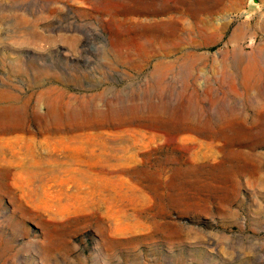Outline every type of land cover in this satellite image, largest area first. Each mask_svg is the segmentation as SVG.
Listing matches in <instances>:
<instances>
[{
    "label": "rangeland",
    "instance_id": "obj_1",
    "mask_svg": "<svg viewBox=\"0 0 264 264\" xmlns=\"http://www.w3.org/2000/svg\"><path fill=\"white\" fill-rule=\"evenodd\" d=\"M148 1L0 0V107L69 138L2 146L0 264H264V0Z\"/></svg>",
    "mask_w": 264,
    "mask_h": 264
},
{
    "label": "bare ground",
    "instance_id": "obj_2",
    "mask_svg": "<svg viewBox=\"0 0 264 264\" xmlns=\"http://www.w3.org/2000/svg\"><path fill=\"white\" fill-rule=\"evenodd\" d=\"M148 1V0H147ZM153 1H156V0H153ZM181 1V0H180ZM149 2V1H148ZM179 2V1H178ZM177 2V3H178ZM182 2V1H181ZM181 2H179V3H181ZM187 2V1H186ZM195 3H196V1H194ZM178 3V4H179ZM183 3V2H182ZM181 3V4H182ZM187 3H189V2H187ZM136 4V3H135ZM140 3H138V5H139ZM157 4V3H156ZM159 4H160V2H159ZM180 4V5H181ZM184 4V3H183ZM149 5H150V3H149ZM151 5H153V4H151ZM158 5V4H157ZM156 5V6H157ZM135 6V5H134ZM142 6V5H141ZM159 6V5H158ZM187 6H188V4H187ZM198 6V5H197ZM154 7V6H153ZM177 7V6H176ZM175 7V8H176ZM186 7V6H185ZM189 7V6H188ZM136 8V7H135ZM192 8V7H191ZM191 8H190V10H191ZM142 9V8H141ZM159 9H160V7H159ZM164 9V8H163ZM167 9H169V7L167 8ZM170 9H172V7L170 8ZM196 9L197 8H195V11H196ZM130 9H128V11H129ZM173 10H174V8H173ZM177 10V9H176ZM175 10V11H176ZM209 10V9H208ZM135 10L133 9V12H134ZM137 11V10H136ZM140 11V10H139ZM159 11H161V10H157V12H159ZM167 11V10H166ZM189 11V10H188ZM194 11V10H193ZM198 11V10H197ZM164 12V11H163ZM169 12V11H168ZM128 14H129V12H127ZM132 13V12H131ZM130 13V14H131ZM150 13V12H149ZM193 13H195V12H193ZM210 13V12H209ZM208 13V14H209ZM136 14V13H135ZM142 14V13H141ZM151 14V13H150ZM155 14V13H154ZM159 14V13H158ZM184 14V13H183ZM196 14V13H195ZM194 14V15H195ZM164 15H165V13H164ZM200 15V14H199ZM198 15V16H199ZM132 16V15H131ZM136 16H138V15H136ZM158 16V15H157ZM142 17V16H141ZM146 17V16H145ZM162 17V16H161ZM136 18V17H135ZM148 18V17H147ZM206 18V17H205ZM183 20V19H182ZM170 21V20H169ZM149 22V21H148ZM177 22V21H176ZM200 22V21H199ZM194 23V22H193ZM198 23V22H197ZM177 24V23H176ZM165 25H167V24H165ZM165 25H163L164 27H165ZM173 25H175V24H173ZM180 26H183V25H180ZM145 27V26H144ZM143 27V28H144ZM142 28V30H144ZM160 28V27H159ZM162 28V27H161ZM168 28V27H167ZM147 28L145 27V30H146ZM149 29V28H148ZM157 29V28H156ZM166 29V28H165ZM186 29V28H185ZM150 30V29H149ZM155 30V29H154ZM168 30V29H167ZM148 31V30H147ZM147 31H145V32H147ZM151 31H153V30H151ZM158 31V30H157ZM163 31V30H162ZM179 31V30H178ZM181 31V30H180ZM184 31V30H183ZM150 32V31H149ZM161 32V31H160ZM164 32V31H163ZM162 33V32H161ZM168 33V32H167ZM174 33H176V32H174ZM152 34H154V33H152ZM169 34V33H168ZM171 34V33H170ZM177 34V33H176ZM179 34H180V32H179ZM151 35V34H150ZM155 35H157V34H155ZM163 35V34H162ZM171 36V35H170ZM178 36V35H177ZM177 36H176V38H177ZM148 37H149V35H148ZM159 37V36H158ZM167 37V36H166ZM165 38V37H164ZM149 39H151V38H149ZM148 39V40H149ZM169 39V38H168ZM171 39H172V37H171ZM175 39V38H174ZM179 39H180V37H179ZM162 40V39H161ZM181 40V39H180ZM169 41V40H168ZM178 41V40H177ZM150 43H151V41H149ZM148 42V43H149ZM165 42V41H164ZM167 42V41H166ZM172 42V41H171ZM147 43V41H146V44H148ZM149 43V44H150ZM158 43H160L159 41H158ZM177 43V42H176ZM171 44V43H170ZM175 44V43H174ZM172 46H173V44H171ZM150 46V45H149ZM175 46V45H174ZM152 47V46H151ZM167 47V46H166ZM166 47H164V48H166ZM168 51H169V49H168ZM264 51V50H263ZM170 52V51H169ZM159 53H160V51H159ZM168 55V54H167ZM148 57V56H147ZM150 57V56H149ZM260 57V56H259ZM258 58V57H257ZM259 59V58H258ZM264 60V59H263ZM171 66V65H170ZM190 66V65H189ZM191 82V81H190ZM189 87V86H188ZM42 93V92H41ZM180 93V92H179ZM45 95V94H44ZM38 96V95H37ZM218 100V99H217ZM216 100V101H217ZM45 103V102H44ZM52 103V102H51ZM20 105V104H19ZM47 106H49L48 107V110H47V115L48 116H52V115H54L53 114V111H52V107H51V104H47ZM54 106V105H53ZM34 110H36V108L34 109ZM212 111V110H211ZM214 111V110H213ZM22 112V111H21ZM25 112V111H24ZM11 113H13L12 111H10V112H8V110L7 109H5V108H3V107H0V151H3V149H2V146H4L5 147V151L6 150H9V151H11V152H13V154L15 155L16 153H17V155H19L18 153H20L21 152V150L22 149H24V147H26V148H28V149H30L31 150V152H29L28 151V149L25 151L26 152V154L28 155V154H31V156L32 157H38V156H43V155H49V156H53L54 155V147H51L52 145H55V144H60V145H63V149H69V145H68V137H66V136H62V137H60V138H56V137H54V133L52 132V129H47V130H45V131H43L42 132V135H43V139H36L35 137H28L27 136V133H30L28 130L27 131H25V129L21 126V125H19V124H17L16 123V121H14V118L13 117H11L10 115H11ZM213 114H214V112H212ZM8 114H9V118H11L10 120H6L7 119V117H8ZM198 114H199V111H198ZM219 117V116H218ZM230 117V116H229ZM233 117V116H232ZM216 118V117H215ZM221 118V117H220ZM228 118V117H227ZM30 119V118H29ZM149 119V118H148ZM207 120V119H206ZM131 121V120H130ZM239 121V120H238ZM241 121V120H240ZM209 123V122H208ZM210 123H211V121H210ZM21 124V123H20ZM227 124V123H226ZM229 124V123H228ZM49 126L51 125L50 123L48 124ZM48 126V127H49ZM53 127V126H52ZM58 127V126H57ZM145 127V126H144ZM159 127V126H158ZM229 127V126H228ZM231 127H233V126H231ZM149 128V127H148ZM150 129H153V128H150ZM149 129V130H150ZM33 130V129H32ZM53 130L56 132V131H58L59 129L58 128H53ZM130 130V129H129ZM230 130H232L233 131V133H240L237 129L236 130H234V129H230ZM44 132H46L45 134H43ZM162 132V131H161ZM8 133H13L12 135H13V137H8L7 135H8ZM83 133V132H82ZM168 133V132H167ZM176 132H173L172 134H175ZM31 134V133H30ZM148 134V133H147ZM159 134H162V133H159ZM177 134V136L176 137H178V133H176ZM237 134V135H238ZM57 135V134H56ZM62 135V134H61ZM171 135V134H170ZM240 135V134H239ZM59 136H60V134H59ZM172 136V135H171ZM222 136V135H221ZM164 137V136H163ZM173 137H175L174 135H173ZM173 137H171L170 139H172ZM222 137H224V136H222ZM166 138V137H165ZM185 138V137H184ZM192 138H194V137H192ZM194 139H196V138H194ZM173 140H175V139H173ZM176 140H177V138H176ZM196 141V140H195ZM193 142V141H192ZM229 145H231V144H229ZM228 145V146H229ZM235 147V146H234ZM79 148H82V146H80ZM231 151V150H230ZM232 151H233V148H232ZM226 152H227V150H226ZM229 153H231V152H229ZM228 154V153H227ZM243 159V158H242ZM244 160H246L245 158H244ZM223 165V164H222ZM235 165V164H234ZM240 166V165H239ZM242 167V166H241ZM243 167H245V166H243ZM236 168V167H235ZM234 168V169H235ZM233 169V170H234ZM241 169H243V168H241ZM244 170V169H243ZM2 171H0V175H2ZM233 173H235V172H233ZM235 175H236V173H235Z\"/></svg>",
    "mask_w": 264,
    "mask_h": 264
}]
</instances>
